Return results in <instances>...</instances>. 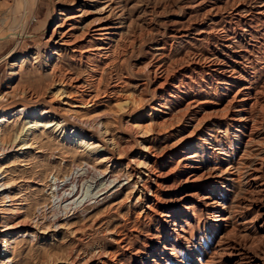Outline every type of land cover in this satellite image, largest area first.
Segmentation results:
<instances>
[{
  "label": "bare ground",
  "instance_id": "1",
  "mask_svg": "<svg viewBox=\"0 0 264 264\" xmlns=\"http://www.w3.org/2000/svg\"><path fill=\"white\" fill-rule=\"evenodd\" d=\"M6 5L7 0H0V11ZM56 5V23L47 39L48 53L44 63L46 68L51 67V82L71 89L77 102L83 106L93 105L101 94L115 95L122 87L118 84L101 87V72L119 63L121 52L115 50H119L117 47L120 44L124 54L128 50L133 51L146 38L145 56L148 62L144 65L146 81L154 95L151 104L149 103L151 116L155 119L154 126L170 129L168 138H173L177 133L181 135L171 147H163L158 155L154 154V165L159 171L162 172L175 161L176 166L156 176L153 181L155 188L144 187L154 201V209L145 217L148 228L146 227L147 232L139 246L134 245L135 238L126 233L116 243L120 248L119 254L93 253V256L89 254L91 257L82 262L81 257L77 258L75 263L264 264V83L255 84L253 75L246 67L248 65L243 63L244 58L247 62L252 61L248 53L251 48L249 44L252 43L246 41L254 31L252 24L259 23L258 26L264 29V0H250L246 6L237 2L227 11L224 7L222 10H225V16L220 18L217 16L220 7L211 5L205 12L211 19L201 28L193 27L191 31L194 33L191 35L183 18L174 21L172 26L178 29H171L168 34L182 44L189 43V40L204 43L210 37L215 40L213 45L207 46L204 55H183L174 61L170 60L169 54L172 44H154L149 33L143 34L137 29L139 15L135 16L136 5L131 0H57ZM153 34L156 35V32ZM8 35L13 36L12 33ZM6 36L0 35V39ZM239 43L247 49L236 50ZM66 58L78 71L63 68L62 63ZM124 62L125 60L120 61V65ZM120 80L126 85L133 83L128 78ZM142 86L136 84V87ZM212 92H215L214 98L210 96ZM190 95L192 98H189ZM133 99L123 100L134 104ZM49 113L50 111L34 106L30 110L24 106L15 113L13 110H2L0 151L11 150L3 147L12 141L9 128L13 123L24 117ZM99 117L88 120L83 125L89 131L98 132L101 125ZM51 122L52 120L36 124L35 129L29 130L24 135L26 139L23 140L22 147H31L37 143L39 134L43 133L41 129L58 126V123L50 124ZM61 134L63 133L58 135ZM86 137L88 134L79 138L81 140L78 139L81 145L85 143ZM16 138L15 136L14 140ZM113 144L116 146V143ZM199 154H205V157L200 158ZM3 163H0V202L5 199L12 202L16 194L9 188L10 179L2 176V173H6L2 170ZM105 174L99 172L93 176L95 191H88L90 186L82 183V179H68L65 176L63 180H59L51 175L45 194L52 203L51 209L60 213L53 214L50 227L57 228L60 222L70 221L92 200L97 203L101 196L107 198L115 195L122 187V181L120 177L110 178ZM162 177L166 181L177 180V184L167 190V197L170 199L167 203H162L159 198V194L165 192L160 180ZM96 182L101 184L96 187ZM237 183H243L247 189L241 206L252 212L250 218L246 211L227 207L233 186ZM5 219L3 217V221ZM134 223L131 231L137 233L141 222L137 220ZM157 225L162 229L159 237L155 236ZM36 226L43 225L39 223ZM3 227L0 264H13L10 259L11 243L25 237L32 242L36 237L29 230L19 231L15 236L11 229L16 226L10 225L8 221ZM216 234L219 235L217 240Z\"/></svg>",
  "mask_w": 264,
  "mask_h": 264
},
{
  "label": "rangeland",
  "instance_id": "2",
  "mask_svg": "<svg viewBox=\"0 0 264 264\" xmlns=\"http://www.w3.org/2000/svg\"><path fill=\"white\" fill-rule=\"evenodd\" d=\"M201 1L131 0L136 5L135 16H142L140 19L139 16L137 18V29L143 34L149 33L152 37L151 42L154 44L166 42L168 45L172 44L169 54L170 60L173 61L183 55H188L187 57L204 55L207 46L215 43V40L210 37L208 42L194 43L189 40V43L182 44L180 40L168 34L171 29H178L172 26L174 21L183 18L191 35L194 33L191 31L193 27L201 28L211 19L205 13L209 6L215 4L220 7L217 15L220 18L225 16V10L227 11L237 2L244 6L250 2V0H207L208 3ZM56 2L57 0H7L6 7L0 11V35L13 34L0 39L4 41L0 52V113L2 110H13L15 113L24 106H27L29 110L34 106L50 111L48 115L24 117L13 123L9 128L12 141L3 147L11 150L0 151V163L4 162L2 170L6 172L2 173V176L5 175L10 179L9 188L16 194L14 201L9 202L5 199L0 202V261L2 258L1 237L5 222L8 221L10 225L16 226L11 229L15 236L19 231L29 230L36 237L32 242L25 237L11 243L10 259L13 264H77L75 263L77 258L81 257L82 262L96 253L106 252L117 255L120 253V248L116 243L126 233L134 237L133 244L139 246L148 228V220L145 217L151 213V209H154V201L148 196L144 187H154L153 181L156 176L176 166L175 161L162 172L159 171L154 165V154L158 155L163 147H171L181 137L180 133H177L173 138H168L167 133L170 129L154 126L155 119L149 110L154 95L146 81V65H144L148 62L145 56L146 38L142 39L133 51L128 50L124 54L120 44L117 47L120 51L115 50L118 53L121 52L119 63L101 72V87L112 84L122 87L115 95L101 94L93 105L83 106L77 102L71 89L51 82V67L46 68L44 63L48 53L47 39L57 18ZM224 7L225 10H222ZM252 25H254L252 26L254 34L251 33L246 38L248 43H252L249 44L251 48L248 49L252 61L247 62L244 58L243 63L245 66L248 65L246 67L253 75V82L261 85L264 83V29L259 27V23ZM155 32L156 35L153 34ZM244 49L247 48L242 43L236 46L238 51ZM122 60L125 62L120 65ZM62 65L67 70L78 71V68L67 58ZM120 78H128L135 84H122ZM136 84L143 86L136 87ZM213 93L215 92H212L211 98H214ZM124 98H134L135 103H125ZM189 98L192 96L190 95ZM97 116L101 123L99 131H89L83 123ZM51 120L50 124L56 122L58 126L41 129L43 133L39 134L40 139L37 143L31 147H22L23 140L26 139L24 135L29 130L35 129L36 124H45ZM157 122L160 121L157 120ZM59 133L63 134L59 136ZM85 134H88V137L81 145L79 138ZM15 136L17 138L14 140ZM199 156L204 158L205 154H199ZM99 172L106 173L105 175L110 178L120 177L122 187L113 196L99 197L97 203H93L94 200H92V204L85 205L82 211L74 215L70 221L60 222L57 228L50 227L53 214L60 213L51 209L52 203L45 194L50 176L59 180H63L65 176L68 179H82L81 182L90 186L88 191H91L95 187L92 178ZM160 180L162 185L164 184L162 187L165 192L160 193L159 198L162 203H167L170 200L167 197V190L175 186L177 180L166 181L163 177ZM100 184L96 182V187ZM234 186L227 207L229 209L231 207V210L246 211L247 217L250 218L252 212L244 210L241 206L247 189L243 183H237ZM85 190L86 187L83 191ZM3 217L6 218L4 221ZM137 220L141 222V226L138 232L134 233L131 230L134 229V222ZM38 222L43 226H36ZM156 227L155 236L159 237L162 229L159 225ZM252 229L251 226V231ZM218 236L216 234L215 240Z\"/></svg>",
  "mask_w": 264,
  "mask_h": 264
},
{
  "label": "crops",
  "instance_id": "3",
  "mask_svg": "<svg viewBox=\"0 0 264 264\" xmlns=\"http://www.w3.org/2000/svg\"><path fill=\"white\" fill-rule=\"evenodd\" d=\"M3 42H4V41H2V40L0 41V52H1V50H2L1 48H2L3 45H1V44H3Z\"/></svg>",
  "mask_w": 264,
  "mask_h": 264
}]
</instances>
